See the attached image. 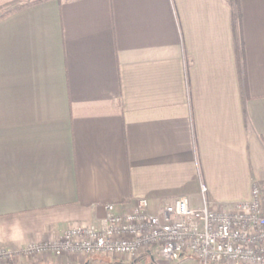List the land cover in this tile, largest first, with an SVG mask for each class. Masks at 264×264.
<instances>
[{"label": "crops", "instance_id": "obj_1", "mask_svg": "<svg viewBox=\"0 0 264 264\" xmlns=\"http://www.w3.org/2000/svg\"><path fill=\"white\" fill-rule=\"evenodd\" d=\"M263 177L264 0H44L0 19V244L139 197L229 207ZM147 262L162 264H12Z\"/></svg>", "mask_w": 264, "mask_h": 264}, {"label": "built area", "instance_id": "obj_2", "mask_svg": "<svg viewBox=\"0 0 264 264\" xmlns=\"http://www.w3.org/2000/svg\"><path fill=\"white\" fill-rule=\"evenodd\" d=\"M205 187L201 185L203 192ZM146 197L129 209L105 205L100 225L75 223L54 239L30 241L19 249L0 244V263L14 256L83 255L132 259L147 249L159 263L188 253L199 264H264V177L251 182L249 198L232 206L189 205L185 195L167 199L152 212Z\"/></svg>", "mask_w": 264, "mask_h": 264}, {"label": "trees", "instance_id": "obj_3", "mask_svg": "<svg viewBox=\"0 0 264 264\" xmlns=\"http://www.w3.org/2000/svg\"><path fill=\"white\" fill-rule=\"evenodd\" d=\"M44 0H14L5 3L0 6V19L10 15L11 13L23 9L25 7L31 6L33 4L42 2ZM236 10V11H235ZM237 14V9H234V15Z\"/></svg>", "mask_w": 264, "mask_h": 264}, {"label": "rangeland", "instance_id": "obj_4", "mask_svg": "<svg viewBox=\"0 0 264 264\" xmlns=\"http://www.w3.org/2000/svg\"><path fill=\"white\" fill-rule=\"evenodd\" d=\"M66 255V254H65ZM23 256H14L12 258H9L8 260H6L3 263L0 264H12L14 262H16L19 258H22ZM25 258V257H23ZM113 260H115V258L112 257ZM119 259V258H118ZM117 260V259H116ZM124 260V259H121ZM111 261V260H110ZM184 263L183 264H198L196 262V260L194 258H192L188 253H185L184 258H183ZM113 262V261H112ZM109 263V262H106ZM143 264H153L151 262H147V263H143ZM207 264H227V263H213V262H208ZM235 264V263H234Z\"/></svg>", "mask_w": 264, "mask_h": 264}]
</instances>
